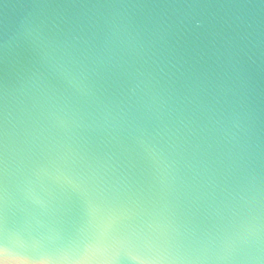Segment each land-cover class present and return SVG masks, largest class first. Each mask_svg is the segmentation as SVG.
Listing matches in <instances>:
<instances>
[{
	"label": "water",
	"instance_id": "water-1",
	"mask_svg": "<svg viewBox=\"0 0 264 264\" xmlns=\"http://www.w3.org/2000/svg\"><path fill=\"white\" fill-rule=\"evenodd\" d=\"M38 25L82 47L111 32L98 87L117 49L155 67L160 111L134 124L85 103ZM258 223L264 0H0V254L25 253L8 264H225Z\"/></svg>",
	"mask_w": 264,
	"mask_h": 264
},
{
	"label": "clouds",
	"instance_id": "clouds-1",
	"mask_svg": "<svg viewBox=\"0 0 264 264\" xmlns=\"http://www.w3.org/2000/svg\"><path fill=\"white\" fill-rule=\"evenodd\" d=\"M187 7L200 6L198 3H187ZM183 20L170 21L169 27L182 31ZM38 43L33 46L42 58L51 57L56 63L71 71L82 86L88 89V99L85 103L102 105L110 111L116 121L125 120L138 124L149 118L154 112L160 111L157 100L164 95V87L159 73L148 61H131L125 55L113 49L109 54L115 61L113 68L119 71L110 72L105 81L107 87H98L95 79L97 61L106 55L105 40L111 34L95 36L87 40V46L69 44L55 32L46 31L40 25L36 28ZM133 87L134 95H127V88ZM109 89L111 92L109 93ZM211 132V129H210ZM161 150L166 152L162 145ZM246 229L241 227L233 234L236 248L230 256L221 257L225 264H264V231L257 224V241L249 244L245 238ZM0 264H8V259L0 260ZM144 264H156L155 260H147Z\"/></svg>",
	"mask_w": 264,
	"mask_h": 264
},
{
	"label": "snow or ice",
	"instance_id": "snow-or-ice-1",
	"mask_svg": "<svg viewBox=\"0 0 264 264\" xmlns=\"http://www.w3.org/2000/svg\"><path fill=\"white\" fill-rule=\"evenodd\" d=\"M12 254H15L17 256L25 255V253L19 248L9 250L6 247L5 251L2 254H0V260L9 259V256L12 255Z\"/></svg>",
	"mask_w": 264,
	"mask_h": 264
}]
</instances>
